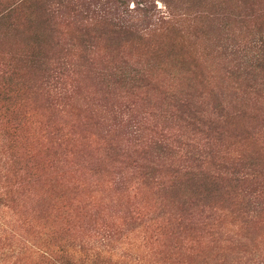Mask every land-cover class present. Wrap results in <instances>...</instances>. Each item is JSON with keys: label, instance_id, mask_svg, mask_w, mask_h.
Wrapping results in <instances>:
<instances>
[{"label": "rangeland", "instance_id": "1", "mask_svg": "<svg viewBox=\"0 0 264 264\" xmlns=\"http://www.w3.org/2000/svg\"><path fill=\"white\" fill-rule=\"evenodd\" d=\"M153 2L156 9L163 10L159 0ZM74 3L75 0L62 15L46 10L40 13L41 19L28 21L30 10L17 17L12 27L0 28V66L12 64L21 68L32 87L26 98L30 120L19 132L23 136L22 148L28 149V159L24 161L31 172L8 182L13 189L1 209L4 213L0 212L8 223L7 230H13L18 238V234L22 235L21 242L30 241L27 243L37 246L52 243V232L57 242L67 241L75 250V259L63 255L60 262L56 251L51 255L56 264H82L86 258H90L87 264H196L198 254L194 249L206 251L207 243V250L211 251L214 243L209 241L210 233L218 231L214 227L216 215L210 207L226 199L228 204H235L229 209L241 208L243 212L232 211L238 215L235 228L238 224L247 229L254 225L253 237L263 239L264 94L248 99L247 82L235 78L232 71L253 55L250 47L254 43L264 44V0H179L178 7L188 3L195 12L204 13L196 15L192 27L185 28L182 34H171L178 43L186 44L187 56L192 53L196 58L194 64L197 61L202 84L198 80L193 84L184 81L181 87L178 75L161 68L162 71L153 72L156 90L147 97L106 87L103 82L107 76L101 78L96 70L80 73V68L70 71L62 64L80 63L79 56L65 57L66 42L73 34L80 35V4ZM131 7L133 2L129 3ZM208 11L220 13L216 17L220 20L206 18ZM233 44L242 49L237 55H230L228 50ZM38 47L45 49L50 73L63 78L56 90L48 87L42 74L25 60V55ZM261 54L264 58L263 48ZM193 57L186 58L191 62ZM102 58L98 53L92 68H105ZM105 69L108 71L109 67ZM181 88L195 94L203 92L202 96L208 98L197 104L186 102L191 112L179 103H174L175 110L169 108L166 95H179ZM213 97L232 114L204 126L206 116L196 118L192 113L199 109L207 115ZM187 114L192 115L186 118ZM131 122L139 125L136 137L131 133L136 125ZM3 145L0 136V151ZM245 149L260 151L261 177L255 173V183L232 182L231 193L222 198H205L204 182L195 179L200 170L195 167L194 158L208 156L227 167L208 171L227 172L228 179L230 173L234 174L232 178L245 179L241 174L244 162L239 160ZM160 152H170L159 161L162 166L157 162ZM126 155L130 157L125 158ZM155 164V177L176 181L178 185L176 190L164 191L169 201L177 196L165 208L160 205L164 192L141 184V174ZM198 196L202 199H196ZM187 197H191L189 203ZM248 203L262 208L256 215L257 224H247L255 215L248 211L246 217V207L252 208ZM162 211L169 213L158 218ZM197 211L201 213L199 218L192 215ZM228 221V217L224 218V222ZM198 222L200 228L191 229ZM9 243L23 246V242L8 236L7 241L0 242V253ZM25 261L20 264H45L35 258ZM241 264L254 263L244 257Z\"/></svg>", "mask_w": 264, "mask_h": 264}, {"label": "trees", "instance_id": "2", "mask_svg": "<svg viewBox=\"0 0 264 264\" xmlns=\"http://www.w3.org/2000/svg\"><path fill=\"white\" fill-rule=\"evenodd\" d=\"M72 1L13 0L12 2V0H4L3 3L0 2V28L12 27L15 25L17 17L19 18L30 10L28 21L41 19L40 13L46 12V10L52 12V15L55 13L62 15L68 6L72 4ZM153 1L157 0H75L74 4H80V35L73 34L74 36H71L66 42L65 57L79 56L80 63L75 61L72 64L71 62L63 61L62 64L65 63L70 71L80 68V73L88 69L90 71L96 70L98 74L102 75L101 78L107 76V79L103 82L106 87L119 88L126 93L141 94L145 97L149 96L151 91L156 90L154 88L153 72L158 73V71H162L161 68H169L173 74L178 75L177 79L180 82V86L184 81L193 84L194 81L198 80L199 84H202L201 80H199L200 73L197 70V61L194 64L196 58L190 52L193 60L189 62L186 58L190 57L187 56L189 51L186 50V44L178 43L171 34H176V32H181L182 34L185 28L192 27L193 24L191 23L194 22L196 15H204V13L195 12L193 6L188 3H184L181 8L178 7L179 0H159L162 3L163 10L161 8L156 9ZM130 2H133V7L131 8H129ZM72 11L75 12L76 8H72ZM218 16H221V14L210 11L206 13V18H214L213 20H220V18H216ZM42 22L45 24L44 21ZM46 23L49 24V21ZM261 48L264 49L263 42L260 44L258 42L254 43L250 47L253 55L243 61L244 65L241 63V67H238L237 71H232V73H236L235 78H241L240 81L244 80L247 82L245 96L248 99H253L257 94V97H260V93L264 94V58L261 57L263 54H261ZM228 50L231 53L230 55H237L242 51L239 44L229 46ZM98 53L103 56L105 68L109 67L108 71L105 68H92L91 63ZM25 60L30 64V68L34 67L42 74L46 84H49L48 87L51 89L56 90L62 84L63 78L61 76H55L54 74L56 73H50L52 69H50V62H48L45 49L36 48L35 52L25 55ZM46 66H49V68ZM31 91V84L25 79L21 68L12 64L0 66V136H2L4 142L0 151L1 213H4V210L1 209L6 206L4 202L9 199L10 192L13 189V184H8V182L11 183L13 177H20L31 172L30 165H27L26 161H24V159H28L26 156L28 149L24 150L22 148L23 136L19 135V132L23 131L24 126L30 120L26 98L29 97ZM181 91L179 95H166L165 101H169V108L175 110L174 103H179L181 108L184 107L185 110L191 112L190 105H185L186 102L191 103L188 101H193L197 104L199 101H205L208 98L207 96L206 98L204 95L202 96L203 92L195 94L193 92L190 93L188 89L183 91L182 88ZM181 99L183 100L180 101ZM224 108L227 109L226 105L219 101L217 97H213L212 107L207 115L204 114L203 110L199 109L192 114L196 118H204L206 116L204 120L206 122L203 123L204 126L209 122L213 124V119H215L214 124H216L221 122L225 116L231 117L232 113L230 114L228 109L224 113ZM192 114H187L186 118H190ZM131 124L136 125L131 131L136 137L139 132V125L135 122H131ZM23 150L24 153H22ZM169 150L170 148H166V151ZM167 155H170V152H160L157 162L159 163ZM129 157L130 155H126L125 158ZM239 160L244 162L242 167L244 170L241 174L245 175V179L236 178L235 176L232 178L233 173H230L231 176L228 179L227 172L208 171L213 169V167L218 170L227 169L220 162L216 164L208 156L194 158L193 161L197 162L195 167L200 170L195 179L204 182L202 188L205 186V192H203L205 198H222L223 195L231 193L232 182L236 185L238 182L243 184L255 183L256 179L261 177L259 170L262 168V162L259 150L245 149L240 153ZM157 164L151 168L148 167L146 169L147 172L143 175L141 174L140 178L143 179L141 184L147 183L153 189L158 187L162 193L165 190H176L178 187L176 181L167 182L159 176L155 177L154 172L158 171L156 169ZM219 165L222 166L218 168ZM158 166H162V164L159 163ZM255 173L257 178L256 175L254 176ZM117 182L121 183V180L118 179ZM262 183H264V180ZM123 184L124 182H122ZM262 185L264 186V184ZM13 191L18 193L17 190ZM198 194H193L191 197L194 198ZM200 194L202 195V192ZM157 195L159 196V193ZM162 197L163 203L160 205L165 208L166 205L174 202V198L177 196H173L169 201L164 192ZM191 197H187L189 198L188 203ZM196 199H202V196H198ZM228 202L226 199L218 200L213 207H210L216 215L214 217V222L216 223L214 227H217L218 231L210 233L209 241L214 243V245H210L211 251L207 250V243H204L206 251H203V249L200 251L198 248L194 249L198 254L196 264H241V260L244 257L254 264H264V245L261 244L264 238L253 237L254 234H252L251 230L253 231L254 227H256L254 225L247 229L238 224L237 228H235L237 224L235 221H237L238 215L232 211L240 209L242 212V209H229V206L235 204H228ZM223 204L226 207L223 208ZM248 205L252 206V208L246 207V217L249 214L248 211L255 214L250 218V222L247 223L252 225L256 222L262 208H258V205L254 207V204L251 203H248ZM216 211L219 213H216ZM167 213L169 212L162 211L158 218H162ZM192 215L195 218H199L201 213L197 211ZM256 215L258 216L256 217ZM226 217L229 218L228 222H224ZM3 219L4 217L1 214L0 242L7 241L8 236H11L12 240L17 238L19 243L22 244L23 242V246L17 247L9 243L6 250L0 253V264H20L21 260L26 263L25 260L30 258L40 259L45 264H56L51 260V255H55L57 252L59 253L57 258L60 262L63 259V255L68 256L71 260L75 259L76 254L73 246L62 239L57 242L54 232L51 233L50 240L52 243L49 245L41 246L38 244L37 246L33 243L28 244L27 242L30 241L21 242L22 235L18 234V238L13 230H7L8 223ZM222 224L224 228H222ZM198 225L199 222L191 229H199L201 225ZM14 231L17 233L16 230ZM18 233L20 232L18 231ZM201 241H204V239ZM194 243H197L196 240ZM53 249L55 252L52 251ZM226 257H229V260H226ZM89 260L90 258H86V260L82 261V264L89 263Z\"/></svg>", "mask_w": 264, "mask_h": 264}]
</instances>
